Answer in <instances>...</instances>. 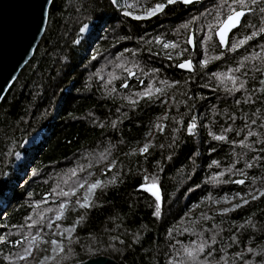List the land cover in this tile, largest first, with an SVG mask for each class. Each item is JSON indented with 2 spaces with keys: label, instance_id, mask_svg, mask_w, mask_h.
<instances>
[{
  "label": "trees",
  "instance_id": "16d2710c",
  "mask_svg": "<svg viewBox=\"0 0 264 264\" xmlns=\"http://www.w3.org/2000/svg\"><path fill=\"white\" fill-rule=\"evenodd\" d=\"M156 2L162 0H118L116 5L111 0L53 1L46 33L34 57L0 105V202L4 203L0 211L5 210L0 218V238L8 240L0 244V264H9L5 257L19 250L13 241L30 231L27 224L32 221L28 217L40 221L31 231H40L49 239L56 223L71 227L80 215L84 219L74 233L79 242L72 245L77 255L61 264H79L99 256L119 264H169L181 259L183 247L193 242L203 239L211 244L213 234L216 259L226 255L231 264L235 253L244 252L252 264L264 260V256L247 253L249 247L257 252L264 248V197H259V190H264V159H254L264 157L259 151L264 147L260 143L264 140V94L259 92L264 75L249 71L252 63L259 66L258 62H247L242 71H248V76L236 75L247 80L248 93L234 96L210 78L211 72H227L243 56L259 52L264 40L257 37L221 60L211 58L225 49H216L210 42L209 65L202 68L198 61L205 58V46L198 44V50H192L185 45L188 32L180 26L193 16L200 17L190 26L197 29L194 39L199 41L204 35L198 30L204 16L214 11L220 0H202L192 6L177 4L143 21L123 15L124 11L141 14L144 7ZM247 19L256 28L264 22L258 12ZM85 25L87 34L81 31ZM251 30L241 28L233 39ZM155 37L189 47L194 71L176 67L175 53L169 60ZM188 55L184 53L181 59ZM121 63L132 68L135 75L130 77L117 67ZM134 64L138 67L133 68ZM110 74L116 79L108 84ZM160 80L169 82L160 99H139L135 107L124 99H137L133 93L143 91L149 83L161 86ZM122 82L128 87H122ZM205 83L210 87H201ZM112 87L115 92L108 91ZM246 95L254 102L244 103ZM165 113L167 119L158 121ZM113 121L117 122L115 128ZM190 122L196 124L192 134L187 131ZM156 123L161 124L162 131ZM229 126L233 130L227 133L226 141L209 135H220ZM249 129L257 135L247 137ZM40 134L42 141L25 149V144ZM241 140L251 148L241 147ZM149 142L147 154L137 151L126 155ZM19 153L25 160L16 170ZM246 161L253 166L246 168ZM232 165L244 175L229 173ZM153 174L158 176L161 197L159 217L154 215L155 197L141 187L145 181L151 185L148 177ZM114 175L116 182L103 192L97 191L93 207L85 210L76 206L75 211L56 220L55 211L64 202L58 195L61 190L67 191L78 181H107ZM236 179L245 183L231 182ZM225 180L230 182H218ZM249 192L258 199L251 200ZM237 193L250 202L221 214V209L242 203ZM249 219L251 224L246 223ZM47 223H52L51 229L43 226ZM64 243L67 247V240ZM40 253L30 264L37 262Z\"/></svg>",
  "mask_w": 264,
  "mask_h": 264
},
{
  "label": "snow or ice",
  "instance_id": "6c2138e0",
  "mask_svg": "<svg viewBox=\"0 0 264 264\" xmlns=\"http://www.w3.org/2000/svg\"><path fill=\"white\" fill-rule=\"evenodd\" d=\"M112 4H118V0H111ZM200 0H162V2H156L151 6L144 7L142 13L139 15H134L130 11H124L123 15L130 16L137 21L147 20L153 17H156L158 14L165 13V10L170 6H174L177 4L182 5H193ZM127 7H132V5H128ZM259 13L262 18H264V0H220V2L216 5L214 11L207 12V16H211V19H207V16H204L203 23L201 28L198 29L199 31H203V37L197 41L194 39V33L197 29H190L191 25L197 23L200 20V17L193 16L190 20L183 23L180 27L188 32V35L184 41L185 45L191 46L192 50H198L197 45L202 44L205 46V58L198 61L199 65L202 68H207L209 65V59L207 58V45L210 42L215 44V48L218 49L220 46H223L225 51L220 52L219 55L212 57L213 60H221L227 56L228 53H237L240 48H243L245 45H248L250 41H254L257 37L260 40H264V22H262L259 28H256L255 25H251L248 22L247 17L249 15H255ZM87 25L84 26L86 28ZM84 28H81V31H84ZM241 28H251L250 32H247L239 39H233V37L240 31ZM206 29V31H205ZM126 38V37H125ZM214 38H218V42H215ZM155 42L160 44L162 43L163 49H165V56L172 60L174 58L173 53H175V59L177 60L176 67L187 70L188 72H193V61L191 59L192 51H190L189 47H181L177 42H162L160 37H155ZM260 51L259 52H252L249 55L243 56L239 61H237V66L235 68H228L227 72H211L210 78L214 77L215 80L218 82V86H223L224 90L229 95H235L237 92H244L245 94L248 93V89L246 87L247 80L241 79L240 76H237L236 73H240L241 76H248V71H242V69L246 68L247 62H258L259 66L256 63H252L251 69L254 73H260L264 75V43L259 44ZM170 50V51H168ZM184 53H189L187 58L181 59ZM117 67L121 68L123 71L127 72L128 76H134L135 72L132 68H128L125 64L121 63L118 64ZM138 67V65H133V68ZM158 71V70H153ZM141 73L143 75H148V73H144L143 69H141ZM116 79L115 76L110 74V79L108 84L112 83V80ZM155 79V77H153ZM143 83V81H141ZM173 84H179V81L172 82ZM185 85L188 84L186 80ZM159 84L161 86H155L152 83H149L147 87L140 92H135L132 95L135 96L137 99H132L131 97H124V99H129L131 105L135 107L139 101V99H146L149 102L153 99H160L163 95H165L167 87H169V82L167 80H160ZM260 88L259 92L264 94V79L259 81ZM122 87L127 88L128 84L123 83L121 84ZM201 87H210V84L205 83L202 84ZM215 90V89H214ZM109 92H115L116 88L112 87L108 89ZM256 90L254 89L253 92ZM155 94V95H154ZM183 95L187 96V91L183 93ZM191 99V97H189ZM173 100L175 98L173 97ZM244 103L254 102L252 101L251 95H246ZM237 104H240V100H236ZM187 106V105H186ZM162 119H167V113H165L164 117H158L157 120L160 121ZM194 119V118H193ZM229 119L235 120L234 116H230ZM253 124L256 123V120L252 121ZM117 125L116 121L112 122V127L115 128ZM155 127L158 130H163L160 123H156ZM245 127H248L246 124ZM264 127V125H261ZM196 128V124L194 122H190L188 124L187 131L192 134L194 129ZM178 131V129H175ZM233 129L231 126L224 128L223 132L220 135H216L212 132H209V135H212L214 140L217 141H226L227 140V133L231 132ZM150 134V133H149ZM257 135L251 129L247 132V137H251ZM232 143H235L232 141ZM260 143L264 145V140H261ZM241 147L251 148V145L245 143L244 140L239 142ZM151 144L145 143L143 147L137 149H133L131 153L128 154H136L138 151L140 154H147L149 151ZM264 152V147H261L259 150ZM254 159H264V157H254ZM238 162V161H237ZM216 161H213V164H216ZM253 165L249 162H245L246 168H251ZM235 165H232L228 168V172L232 175L239 173L241 176L244 175V172L240 169H235ZM160 171H163L160 168ZM75 171H73L72 175H75ZM220 176H223L224 173H220ZM117 177L114 175L107 181L102 179H91V180H84L78 181L76 184L71 186L67 191L61 190L58 195L64 198V202H61L58 206V209L55 211L56 220L60 221L62 218L65 217L66 212L68 211H75L76 206L81 209H89L93 207L96 203L95 197L97 191L103 192L108 184H112L116 182ZM148 179L151 180V185L148 186L146 181L141 184V187L155 197L157 203L154 215L159 217L161 214V205L159 203L161 197L159 195L157 189V181L158 176L153 174ZM213 180H216V177H213ZM218 182H230L228 180L225 181H218ZM236 184L243 185L245 183L244 179H236L235 181H231ZM80 189H85L84 194L82 197L77 196V192ZM240 196L239 193L236 194ZM247 195L251 198V200L258 199L257 195L252 194L251 192L247 193ZM259 197H264V190H259ZM240 200L242 203H236L228 208L221 209V214H227L236 208H240L243 205H247L250 201L249 199H245L243 196H240ZM72 204L73 207L69 208V204ZM47 211H53L52 209H47ZM42 218V217H41ZM28 220H31L32 223L27 224V228L30 231L27 235L23 236V239H18L13 241L14 246H16L19 250L14 254V256H7L5 259L9 262V264H18V262H24V264H30L32 258L38 251H48V248H41V245H50L51 252L53 253L52 256H44L43 261H38L37 264H45L47 261H52L53 264H61V262L65 259L75 257L77 253L75 252L74 248L72 247L73 243H78L79 238L74 237V233L76 231V226L84 219L83 215H80L79 219L72 222L71 227L64 228L63 231H60L61 225L56 224L57 232L54 234L55 236L60 237V239H55L49 237V239H45L44 235L40 231H36L33 233L31 229L35 226L40 225V221L33 220L32 217H28ZM246 223L251 224V220L249 219ZM43 226L48 227L51 229L53 226L52 223H47ZM243 227V226H241ZM255 227V225H252ZM186 231L188 229H185ZM171 235V233H169ZM202 237V233L198 234ZM211 244H209L206 240L201 239L200 243L193 242L192 246L183 247L182 250V258L179 260L170 261L169 264H229V260L226 255H221L219 259H216L215 256V249L212 245L216 244V234L211 236ZM233 243L236 242L237 238L233 236L232 238ZM67 240V247L65 246L64 241ZM7 237L0 238V244L7 243ZM221 251H224L221 249ZM247 253L252 254L253 256H264V248H261L259 252L254 250L253 248H247ZM203 257V258H201ZM231 264H252L251 260L245 258L244 252H237L235 253V259L231 262ZM260 264H264V260H261Z\"/></svg>",
  "mask_w": 264,
  "mask_h": 264
},
{
  "label": "water",
  "instance_id": "95a60500",
  "mask_svg": "<svg viewBox=\"0 0 264 264\" xmlns=\"http://www.w3.org/2000/svg\"><path fill=\"white\" fill-rule=\"evenodd\" d=\"M53 1L0 0V105L34 57L46 33ZM79 264L119 263L109 257L99 256Z\"/></svg>",
  "mask_w": 264,
  "mask_h": 264
},
{
  "label": "rangeland",
  "instance_id": "374dc122",
  "mask_svg": "<svg viewBox=\"0 0 264 264\" xmlns=\"http://www.w3.org/2000/svg\"><path fill=\"white\" fill-rule=\"evenodd\" d=\"M134 15H139V14H134ZM150 19H151V18H150ZM147 20H149V19H147ZM88 32H89V28H86V29H84L83 34H87ZM41 141H42V136H41V134H40V135L36 136L33 140L27 142V143L25 144V149L29 150L31 147H33V145H35V144H39ZM32 157H33V156H32ZM24 160H25V155H24V154L19 153V154L16 156V162H15V169H16V170L19 169L20 165H22V163L24 162ZM84 191H85V189H82V190L78 193L77 196H78V197H82L83 194H84ZM3 205H4V203H3V202H0V206L2 207ZM4 211H5V210L0 211V218H1L2 215L4 214ZM56 224H59V225H60V222H58V223H56ZM56 224L54 225V227H53L52 230L50 231V235H52L53 238H55V239H60V237L54 235V234L57 232ZM65 228H67V227H65ZM63 229H64V227L61 226L59 230H60V231H63ZM0 230H1V227H0ZM41 246H42V245H41ZM46 248H48V251L45 252V251H42V250H41V253H40V255L38 256V259L36 260L37 262H38V261H43L44 256H52V255H53V253L51 252V246H50V245H46ZM37 253H38V252H37ZM37 253L34 255V257L32 258V261H30V262H33V261L36 259V257H37ZM37 262L31 263V264H37ZM51 262H52V261H47V262H45V264H50Z\"/></svg>",
  "mask_w": 264,
  "mask_h": 264
}]
</instances>
